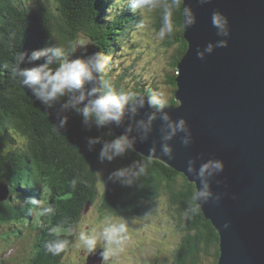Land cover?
Segmentation results:
<instances>
[{
  "label": "trees",
  "instance_id": "trees-1",
  "mask_svg": "<svg viewBox=\"0 0 264 264\" xmlns=\"http://www.w3.org/2000/svg\"><path fill=\"white\" fill-rule=\"evenodd\" d=\"M34 1L35 6L30 7L23 0H0V181L8 183L11 190L19 188L22 182L28 184L30 181L25 180L28 176L39 181L46 208L52 209L50 215L47 213L46 221L52 231L47 227L43 235H38L43 238L41 243L40 239L38 241L36 264H61L63 260L73 264V259L83 257L77 255L79 247L73 251V234L66 232L76 227L86 203L96 205L105 215L118 216L124 221L148 215L149 205L151 208L156 206L158 214H164L165 222H178V230L186 231L173 253L175 264H198L199 251L209 252L210 249L214 250L212 264H216L219 233L200 208L195 210L191 202L194 183L165 162L147 158L134 150L111 162H101L102 144L116 136L111 128H97L94 124L91 128L86 127L74 110L61 109L67 97L58 101L53 109L45 108L13 74L20 51L30 53L48 46L67 47L78 36L91 39L108 58L110 53L120 49V45L123 48L122 35L127 25L137 19L140 25V16L145 12L143 18L152 21V29L145 27L144 31L152 36L165 30L162 46L172 51L165 73L159 81L148 83L146 67L150 60L141 52L115 68L106 67L104 78L117 90L145 92L146 95L157 94L162 85L169 94L165 102L176 105V66L187 48L183 37L182 0H176L175 5L173 0H154L157 6L145 7L136 13L125 11L121 3H117V11L114 10L113 0ZM48 1L52 2V8ZM165 5L170 6L167 26ZM168 28H171L170 34ZM125 55L129 56V52ZM113 69H116L115 73H112ZM57 113L68 117L64 130H54ZM90 137L100 138L92 151L87 145ZM141 164L144 172L132 185H123L110 176L118 168ZM33 171L39 172L43 181L36 178ZM29 190L30 186L25 188V191ZM12 218L18 220L19 216L0 202V219ZM58 239L67 244L62 252L53 255L45 245ZM67 255L70 256L68 261Z\"/></svg>",
  "mask_w": 264,
  "mask_h": 264
},
{
  "label": "water",
  "instance_id": "water-1",
  "mask_svg": "<svg viewBox=\"0 0 264 264\" xmlns=\"http://www.w3.org/2000/svg\"><path fill=\"white\" fill-rule=\"evenodd\" d=\"M185 6L196 23L185 27L183 20L187 48L174 77L177 104H168L164 112L173 122L185 118L187 131L165 141L170 129L162 113L147 103L109 127L116 136L133 139L134 151L182 172L195 187L194 173L187 172L189 161L199 169L204 161L222 160L224 170L211 184L220 200L200 207L219 233L216 264H264V0H182L183 16ZM214 12L227 18L228 37L213 27ZM222 39L227 47H215ZM79 41L88 44L87 54L101 52L90 39ZM208 44L213 52L198 58L197 49L203 51ZM81 54L78 50L74 55ZM150 115L154 118L145 133L138 122ZM186 136L187 145L182 143ZM164 143L171 146L173 158L163 156Z\"/></svg>",
  "mask_w": 264,
  "mask_h": 264
},
{
  "label": "clouds",
  "instance_id": "clouds-1",
  "mask_svg": "<svg viewBox=\"0 0 264 264\" xmlns=\"http://www.w3.org/2000/svg\"><path fill=\"white\" fill-rule=\"evenodd\" d=\"M30 7L35 6V1L30 0ZM204 2V0H202ZM50 8L53 4L48 1ZM114 10L117 11V3H121L122 7L127 12H134L143 9L145 7L151 8L156 6L154 0H113ZM176 0H173L175 5ZM169 5L164 6V22L165 26L168 23ZM107 18H110L107 17ZM137 20L133 25L137 27ZM196 23V17L192 11L185 6L184 8V24L185 27H190ZM213 27L217 29V34L223 37L230 35L228 28V20L219 12H214L212 16ZM132 28L130 35H122V43L126 41L123 48L127 50V46L130 43L132 34L136 31L139 33V29ZM127 28L125 29V31ZM114 32V31H113ZM119 32V30H117ZM146 32V31H145ZM169 34L171 28H168ZM114 34H117L114 32ZM148 37L151 38L149 32ZM162 30L160 35L164 36ZM82 36H78L80 38ZM78 38L70 42L67 47L62 46H48L40 49H34L30 53L22 50L16 56V66L13 69V74L19 78L20 83L26 89L29 90L31 95L47 109H53L58 101H61L64 97H71L61 104L62 110H74L81 116L82 122L86 127L91 128L94 124L97 128H103L109 126L112 123L119 125L127 112L133 114L145 105L155 109L157 112L162 113L161 119L167 123L170 129L169 133L163 137L165 141L172 138L178 131H187V125L185 118L180 117L173 122L168 113L164 112V109L169 105L158 94L137 93L134 91H126L124 89L117 90L113 84L104 78V73L107 67V63L110 62V58L113 57V53L107 58L103 53L96 51L92 54L88 53V44L84 41H79ZM86 38V37H84ZM87 40L89 38H86ZM91 40V39H90ZM92 42V40H91ZM93 43V42H92ZM227 39L217 41L215 47H227ZM95 46V45H94ZM97 47V46H96ZM214 46L208 44L203 51L197 49L196 55L200 59H204L205 54L212 53ZM81 50L82 54L75 56L74 54ZM153 51V50H152ZM112 54V55H111ZM153 55V54H152ZM148 55V56H152ZM130 56V53H129ZM109 59V60H108ZM128 60H131L128 58ZM37 61H42L36 63ZM29 65L22 67L21 65ZM152 70L147 75L150 80L148 83L153 82L154 79V60H150ZM110 69V67H108ZM166 70L162 74L165 73ZM149 76H152L151 79ZM89 85H92L90 88ZM144 94V95H141ZM85 101H87L85 103ZM57 120H55L54 130H64L67 126L68 117L57 113ZM153 116H149V119L138 122L139 126L146 133L150 130ZM146 138V137H145ZM100 143V138H88L87 145L88 150L92 151L94 145ZM182 143L187 145L189 138L186 136ZM134 150V140L130 139L127 134L115 136L110 141L104 142L99 152V159L101 162H111L117 157L124 156L128 151ZM155 149L152 150L154 152ZM161 151L163 156L173 158V151L168 143L162 145ZM151 155V154H150ZM224 170V163L219 159H210L204 161L199 169L193 167L192 161H189L187 172L192 175L197 181L198 187L193 188L191 202L195 206V210H198L202 205L208 203L210 200L214 203H218L220 200L219 194H214L212 191V179L214 176ZM144 172V165H132L124 168H118L114 170L110 176L113 180L119 181L123 185H132L137 180L141 173ZM219 183V181H217ZM46 212H51L52 209L48 208ZM225 228L229 227V223L225 222ZM125 231L123 224L119 227L111 226L104 231L105 240L109 244L120 246L123 242L121 234ZM83 246L91 251L96 246V238L90 235L81 233L79 237ZM67 244L65 240H54L45 245L47 250L53 255H58L62 252Z\"/></svg>",
  "mask_w": 264,
  "mask_h": 264
},
{
  "label": "rangeland",
  "instance_id": "rangeland-1",
  "mask_svg": "<svg viewBox=\"0 0 264 264\" xmlns=\"http://www.w3.org/2000/svg\"><path fill=\"white\" fill-rule=\"evenodd\" d=\"M149 16L156 18V15L152 13H147ZM141 17H145V12L142 13ZM144 19V18H143ZM151 20H146L141 22V27L139 33L136 31L132 34L127 50L131 53L132 58L138 53L144 52L145 55L149 54V49L153 50L152 60H154V81H159V78L163 76L164 70L167 68L169 61V56L171 52L168 49L163 48L162 42L164 38L155 33L152 34L151 38L153 39V45L149 48V37L148 32H145L143 28L147 27L152 29ZM134 21L127 25L126 36L130 35L132 28H136V25H133ZM165 33V30H164ZM150 34V33H149ZM126 41H123V46ZM126 52L123 48L117 49L113 57L110 58V62L107 64L108 67H114L123 60H128L126 57ZM148 75L152 70L151 64H148L147 67ZM143 68L141 69L142 72ZM116 69H113L112 73H115ZM165 87L162 85L159 86V91L157 94L166 101L168 97V92H165ZM33 174L36 178L43 181L42 175L39 172L33 171ZM96 208L89 206L88 210L83 214L78 225L72 230H67L68 234H73L74 237V247L73 251H76L79 247L77 255L86 257L87 264H175L173 253L180 245L179 240L186 231H179L177 228L178 222H165V216L161 212L158 214V207L151 208L149 205L146 213L148 215H138L132 220H123L118 216H112L107 214L106 216L101 213L100 218H97V221H94L97 213H95ZM154 220V221H151ZM183 223V222H182ZM90 224V226H89ZM123 224L125 231L121 234L123 237V242L120 246L114 244H109L105 237L103 240L100 239L102 234L104 235L105 229ZM18 227H14L13 230H16ZM67 229V228H66ZM47 230L52 231L51 227H48ZM46 231V230H45ZM92 231L94 233H92ZM81 233L90 235L96 238V246L89 251L85 248L80 241L79 237ZM99 235V238H98ZM99 239V240H98ZM78 240V241H77ZM11 244L10 240H7L4 244L9 246ZM32 244V241L29 242ZM33 251V247L31 248ZM14 247L9 249L7 252L13 251ZM87 256H86V254ZM214 253L213 249H210L209 252L199 251L198 264H212L214 258L212 257ZM24 256H27L26 254ZM79 257L73 259V264H84V258ZM70 256L67 255L65 259L69 260ZM30 259L28 256L27 260ZM103 260V263H102ZM94 261V262H92ZM65 261L61 264H64ZM66 264V263H65ZM68 264V263H67Z\"/></svg>",
  "mask_w": 264,
  "mask_h": 264
}]
</instances>
